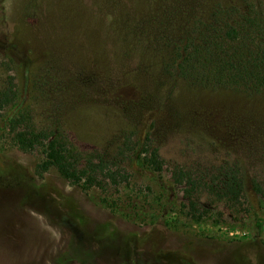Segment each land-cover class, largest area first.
Listing matches in <instances>:
<instances>
[{
    "label": "rangeland",
    "instance_id": "1",
    "mask_svg": "<svg viewBox=\"0 0 264 264\" xmlns=\"http://www.w3.org/2000/svg\"><path fill=\"white\" fill-rule=\"evenodd\" d=\"M206 3L0 0V92L116 174L89 190L53 169L37 175L41 151L21 152L1 130L0 264H264V96L193 87L164 68L181 12ZM146 137L164 180L237 172L240 207L218 204L194 224L184 183L163 207L139 155Z\"/></svg>",
    "mask_w": 264,
    "mask_h": 264
},
{
    "label": "trees",
    "instance_id": "2",
    "mask_svg": "<svg viewBox=\"0 0 264 264\" xmlns=\"http://www.w3.org/2000/svg\"><path fill=\"white\" fill-rule=\"evenodd\" d=\"M197 1H207L206 9L191 6L193 9L181 12L182 27L170 44L164 68L193 87L264 96V9L252 0H240L238 4L224 2L228 0ZM176 10L183 11L180 7ZM0 112V131L9 130L18 150L41 151L42 159L35 167L37 175L53 169L60 178L82 190L103 189L108 182L116 183V174L106 169L102 161L82 158L61 134L35 129L26 106L11 89L0 92ZM130 151L136 156L141 152L144 155L143 168L156 181L157 199L163 207L178 205L169 196H176L180 193L178 186L186 185L181 191L186 202L182 210L192 223H200L218 204L232 210L240 207L242 185L237 172L216 177L211 185L191 181L182 171L164 180V163L148 137L139 155L135 148ZM204 195L210 200L211 210L201 204ZM261 222L257 221L256 227Z\"/></svg>",
    "mask_w": 264,
    "mask_h": 264
}]
</instances>
